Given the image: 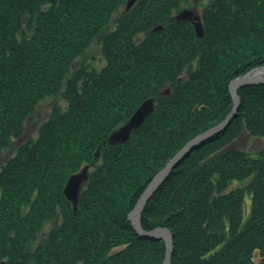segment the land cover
Returning a JSON list of instances; mask_svg holds the SVG:
<instances>
[{
    "label": "trees",
    "instance_id": "16d2710c",
    "mask_svg": "<svg viewBox=\"0 0 264 264\" xmlns=\"http://www.w3.org/2000/svg\"><path fill=\"white\" fill-rule=\"evenodd\" d=\"M125 2L0 0V159L14 150L0 163V264H162L164 241L139 237L128 214L231 110L228 82L264 66V0H208L202 36L172 19L189 0ZM93 44L103 64L86 60ZM237 88L233 121L184 151L142 209V229L171 231L172 264H264V145L231 146L243 131L264 140V83ZM149 97V117L110 145ZM49 98L36 134L15 144ZM86 164L75 209L63 188Z\"/></svg>",
    "mask_w": 264,
    "mask_h": 264
},
{
    "label": "water",
    "instance_id": "95a60500",
    "mask_svg": "<svg viewBox=\"0 0 264 264\" xmlns=\"http://www.w3.org/2000/svg\"><path fill=\"white\" fill-rule=\"evenodd\" d=\"M136 0H126L124 9L128 11L132 8L133 4ZM174 20H190L192 25H194L195 34L197 36H202L204 32V27L201 23L200 14L196 13L191 8H184L181 9L176 13V15L172 18ZM163 27L160 24H156L153 28L155 30H161ZM260 69L264 70V66L262 67H254L253 69L243 73L242 75L235 76L231 79L228 84L227 88L229 94L232 99V107L231 110L224 116V118L213 127L203 131V133L196 135L193 137L192 140L188 141L186 145L182 147L177 153L174 154L172 159L162 168L158 173H156L152 178V181L146 186L145 190L143 191L142 195L138 198L137 203L131 209V212L128 214L127 218L131 222V225L137 232L138 236L141 238H146L149 240H157V241H164L165 243V256L162 264H172L171 258L173 254V236L170 230L166 227H155L153 230H144L140 224V216L142 214V209L144 205L149 200L152 193L157 189L156 187L162 182L165 178L164 176L169 172L172 168V164L177 161L183 154L184 151L188 150L190 147L193 146L196 142L202 140L204 137L214 134L215 131L220 129H224V127L228 126L234 119L235 113L238 111V106L240 102V98L237 94V87L243 86L244 84H254V83H264V72L257 76H250L254 70ZM165 93H169V88L164 89ZM155 105V98L149 97L148 99L142 101L137 108L131 113V116L127 119L126 122L120 124L117 129L113 130L107 137V142L110 145H115L118 143H123L128 141L131 137V133L138 129L145 121L147 117L151 114L154 109ZM99 150V149H98ZM89 164L81 167L76 173L70 175L67 180L66 184L63 188V192L65 196L73 203L74 208H77V201L78 196L80 194L81 188L87 183L88 174H89Z\"/></svg>",
    "mask_w": 264,
    "mask_h": 264
},
{
    "label": "rangeland",
    "instance_id": "374dc122",
    "mask_svg": "<svg viewBox=\"0 0 264 264\" xmlns=\"http://www.w3.org/2000/svg\"><path fill=\"white\" fill-rule=\"evenodd\" d=\"M191 6L190 8H192L193 10H195V12L200 13L202 7L204 4H208V0H189ZM189 7V6H187ZM99 49V45L98 44H93L91 49L88 50V54L86 57V60L90 59V56L94 55L95 56V62H97L98 64H103L102 58L100 56V52L98 51ZM82 58L80 60H77L74 62L73 65H79L82 62ZM63 101H61L60 103H62ZM53 103V99L49 98L47 100H43L40 102V104L36 107L37 110L34 113L33 116L30 117V120L27 121L23 127V134L21 135V138L18 140H14L15 144L17 142H20L22 140H25L26 138H28L31 135H35L36 134V125L39 124L41 122V120L45 119L50 111H51V104ZM264 145V140L259 139V138H254L252 136H250L247 132H242L237 138L236 140L232 141L231 146L236 148H240L243 150H249V151H253L254 149H256L257 147ZM14 153V150L10 147L7 150H4V154L3 157L0 159V163L5 161L6 158L10 157L12 154ZM236 185V183L234 184V186ZM244 211H243V216L245 217V219L248 217V213L250 211V194L247 195L245 197L244 200ZM47 229V226H46ZM256 261H264V257L261 258L259 255H255Z\"/></svg>",
    "mask_w": 264,
    "mask_h": 264
},
{
    "label": "bare ground",
    "instance_id": "6f19581e",
    "mask_svg": "<svg viewBox=\"0 0 264 264\" xmlns=\"http://www.w3.org/2000/svg\"><path fill=\"white\" fill-rule=\"evenodd\" d=\"M262 72H264V70L256 69L252 73H250V76L254 77V76L261 74Z\"/></svg>",
    "mask_w": 264,
    "mask_h": 264
}]
</instances>
